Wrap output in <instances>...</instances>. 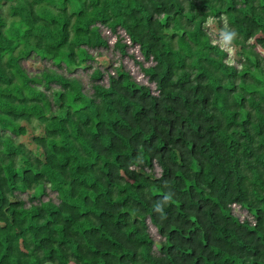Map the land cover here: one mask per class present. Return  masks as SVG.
<instances>
[{
    "label": "trees",
    "instance_id": "16d2710c",
    "mask_svg": "<svg viewBox=\"0 0 264 264\" xmlns=\"http://www.w3.org/2000/svg\"><path fill=\"white\" fill-rule=\"evenodd\" d=\"M0 138V264H264V0H0Z\"/></svg>",
    "mask_w": 264,
    "mask_h": 264
},
{
    "label": "rangeland",
    "instance_id": "374dc122",
    "mask_svg": "<svg viewBox=\"0 0 264 264\" xmlns=\"http://www.w3.org/2000/svg\"><path fill=\"white\" fill-rule=\"evenodd\" d=\"M211 22H209L208 25H210ZM213 26V25H212ZM105 33V32H104ZM224 41V40H223ZM222 44L224 45V47L228 48L229 46H227V43L225 42H222ZM230 50V48H229ZM129 53H131L130 50H128ZM230 53H231V56H235V53L233 52V50L231 51L230 50ZM102 57H106V58H101L99 57V55L96 53V59H97V62L100 64V63H104V61H107V62H110V57H111V53H105V52H102L101 53ZM116 58H118V56H116ZM123 60V63L127 66V68L131 71V74L134 75V77L138 80V82H140L141 84H147V80L143 77L142 73H141V70H140V67L138 65H134L132 60L129 59L128 57H124L122 58ZM23 65L24 67H26V69L28 71H30L31 73H39V71H41V69H44L45 67H49L51 65L50 62H46V61H42L40 60L39 58L36 59V58H30L26 61L23 62ZM145 66H148L145 65ZM82 77L86 86L89 87L87 85L88 83V77L86 76L85 73H81L80 74H73L72 76L70 75V77ZM152 87V86H151ZM154 89V88H153ZM26 139L25 138H21L20 141L21 142H24ZM0 141H2V139L0 138ZM159 171L160 169L159 168H156V173L159 174ZM44 200H46V198L44 197ZM235 212L237 213V215H239L241 217V219H244L246 217V212L240 210L239 208H237L235 210ZM151 233L153 234V237L155 240H159V236H157V233H156V229H154L153 227L151 228Z\"/></svg>",
    "mask_w": 264,
    "mask_h": 264
},
{
    "label": "clouds",
    "instance_id": "9594fccd",
    "mask_svg": "<svg viewBox=\"0 0 264 264\" xmlns=\"http://www.w3.org/2000/svg\"><path fill=\"white\" fill-rule=\"evenodd\" d=\"M235 32L234 31H228V30H226L223 34H222V36H223V39H224V41L226 42V43H230L233 39H234V37H235ZM159 210V209H158Z\"/></svg>",
    "mask_w": 264,
    "mask_h": 264
}]
</instances>
